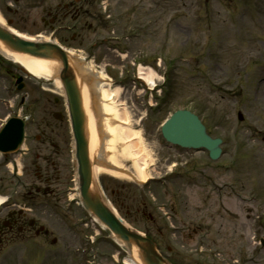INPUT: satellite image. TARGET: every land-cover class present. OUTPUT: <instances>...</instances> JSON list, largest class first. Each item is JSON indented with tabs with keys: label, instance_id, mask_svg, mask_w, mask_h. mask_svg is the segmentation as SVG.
Masks as SVG:
<instances>
[{
	"label": "rangeland",
	"instance_id": "374dc122",
	"mask_svg": "<svg viewBox=\"0 0 264 264\" xmlns=\"http://www.w3.org/2000/svg\"><path fill=\"white\" fill-rule=\"evenodd\" d=\"M0 15L25 37L80 52L120 89L151 154L152 179L97 180L131 227L171 264H264V0H0ZM139 66L157 77L156 87L138 79ZM11 75L24 77L20 92ZM63 95L0 53V126L10 104L27 122L22 150L0 155V194L18 200L0 216L1 229L4 220L17 222L0 232V264L128 257L107 231L92 229L78 199L70 201L76 173ZM177 110L196 114L224 141L217 161L165 142L161 127ZM14 161L20 172L12 177L5 165ZM9 212L19 215L8 219ZM98 230L91 244L87 236Z\"/></svg>",
	"mask_w": 264,
	"mask_h": 264
},
{
	"label": "water",
	"instance_id": "95a60500",
	"mask_svg": "<svg viewBox=\"0 0 264 264\" xmlns=\"http://www.w3.org/2000/svg\"><path fill=\"white\" fill-rule=\"evenodd\" d=\"M0 45L16 54L58 64L57 76L66 94L75 140L77 178H79L80 199H82L83 207L110 231L114 239L124 246L131 257H134V253H136L140 264H170L158 253L156 245L150 239L141 237L140 234L126 226L121 218H118L98 188L92 164L95 159L91 160L89 157V137L85 126L87 117L78 84V74L83 62L78 58L71 57L55 43L28 41L1 25ZM0 51H2L1 48ZM204 130L197 118L187 112L180 111L167 122L162 133L164 138L173 144L184 147H206L210 150L211 156L217 158L220 154L218 148L220 141H211ZM8 138L6 137V139ZM21 141L22 135L16 139L15 143H21ZM4 144L5 140L0 137V149H3Z\"/></svg>",
	"mask_w": 264,
	"mask_h": 264
},
{
	"label": "bare ground",
	"instance_id": "6f19581e",
	"mask_svg": "<svg viewBox=\"0 0 264 264\" xmlns=\"http://www.w3.org/2000/svg\"><path fill=\"white\" fill-rule=\"evenodd\" d=\"M0 24L5 25V20L1 15ZM28 39L35 40L33 38ZM39 40L48 41L44 38ZM0 48L4 57L23 68L30 77L37 80L53 81L57 88H62L56 76L59 68L57 63L16 54L6 50L2 45ZM70 55L74 58L81 56V61L84 60L83 55L76 51H72ZM89 68L92 69V67ZM138 72L140 79L152 89L156 84L157 77L148 68L140 67ZM97 74H99L97 80L90 81L84 77L85 80L82 82L78 78L83 108L87 117V125L85 126L89 137V157L91 160L94 158L97 160L93 163V173L95 177L106 174L145 184L151 179L148 167L152 161L143 134L141 131L132 128L131 115L128 114L125 104L119 101L120 89H113L110 77L104 73L99 72ZM127 162L131 163L130 168L133 174L127 172L124 166ZM106 163L111 168H108ZM76 197L77 194H74L71 199ZM3 201L4 198L0 196V204ZM132 260L134 262L128 259L126 263L135 264L139 262L136 253H134Z\"/></svg>",
	"mask_w": 264,
	"mask_h": 264
},
{
	"label": "flooded vegetation",
	"instance_id": "af4514ba",
	"mask_svg": "<svg viewBox=\"0 0 264 264\" xmlns=\"http://www.w3.org/2000/svg\"><path fill=\"white\" fill-rule=\"evenodd\" d=\"M17 224V222H16V220H14V222H9L8 224H5V227L3 228V229H0V232L2 231V232H5L6 230H7V228L6 227H8V229H10V230H13V225H16ZM18 230L19 231H22V228L21 227H18Z\"/></svg>",
	"mask_w": 264,
	"mask_h": 264
}]
</instances>
